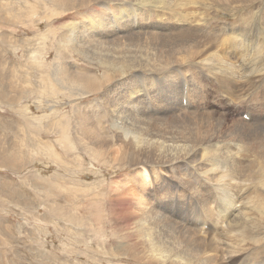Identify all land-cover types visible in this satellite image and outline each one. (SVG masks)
Segmentation results:
<instances>
[{
  "label": "bare ground",
  "instance_id": "obj_1",
  "mask_svg": "<svg viewBox=\"0 0 264 264\" xmlns=\"http://www.w3.org/2000/svg\"><path fill=\"white\" fill-rule=\"evenodd\" d=\"M9 1L28 26L30 2L16 9L18 0ZM46 1L62 66L57 89L38 107L55 113L66 99L81 149L102 165L130 168L123 178L131 185L112 189L117 252L106 264L264 260V100L256 90L264 98V0ZM240 8L247 16L221 19ZM24 74L29 85L28 63ZM211 87L221 88L229 114L185 110L186 98L202 104Z\"/></svg>",
  "mask_w": 264,
  "mask_h": 264
},
{
  "label": "rangeland",
  "instance_id": "obj_2",
  "mask_svg": "<svg viewBox=\"0 0 264 264\" xmlns=\"http://www.w3.org/2000/svg\"><path fill=\"white\" fill-rule=\"evenodd\" d=\"M25 1L18 0L16 9ZM28 1L32 22L26 26L24 15L17 18L14 13L15 2L0 0V264H106L111 253L117 252L113 227L119 207L112 198L116 194L113 190H117L116 184L131 185L128 178H123L130 168L102 165L81 149L75 113L66 99L60 97L62 104L55 113L38 107L37 103L45 102L60 83L55 74L62 63L53 56L60 33L47 25V6L51 3ZM1 2L6 6L2 7ZM240 9L236 17L224 11L220 17L231 22L247 16L249 9ZM26 63L30 64V86L25 82ZM77 63L84 64L79 60ZM209 89L204 91L207 99L202 104L191 105L185 97L189 108L184 109L229 114L227 102L219 98L223 95L221 88L217 93L214 87ZM256 90L262 102L261 90ZM180 91L182 98L183 88ZM98 97L93 94L83 98ZM141 98L150 105V99ZM241 117L250 121L246 114ZM257 119L251 117V121ZM49 146L56 149L55 153ZM53 154L58 156L54 158ZM140 192L136 190L132 195L136 193L140 200ZM191 215L199 216L196 212ZM260 259L251 264H264ZM110 263L131 264L125 260Z\"/></svg>",
  "mask_w": 264,
  "mask_h": 264
}]
</instances>
